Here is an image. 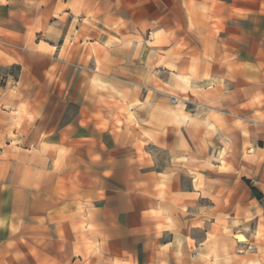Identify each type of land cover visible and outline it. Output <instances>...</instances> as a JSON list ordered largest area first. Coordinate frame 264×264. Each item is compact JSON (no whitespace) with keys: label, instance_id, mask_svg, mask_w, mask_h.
<instances>
[{"label":"crops","instance_id":"obj_1","mask_svg":"<svg viewBox=\"0 0 264 264\" xmlns=\"http://www.w3.org/2000/svg\"><path fill=\"white\" fill-rule=\"evenodd\" d=\"M166 8L170 20L157 14L156 0H0L5 261L18 250L30 264H59L66 234L72 264L83 260L72 181L79 153L98 144L119 150L141 186L139 226L155 250L149 258L264 264V188L256 186L264 184V0H166ZM169 87L186 101L183 113L170 116L178 106L169 102ZM218 153L230 168L214 170ZM236 160L256 164L246 172ZM13 175L38 177L41 187L55 177V194L41 197L27 222L39 225L37 232L56 229V247L15 243L21 237L13 233L18 220L7 187ZM244 179L262 198L253 197L259 211L239 243L222 230L234 217L220 209L250 208ZM137 262L144 264L140 256Z\"/></svg>","mask_w":264,"mask_h":264},{"label":"clouds","instance_id":"obj_2","mask_svg":"<svg viewBox=\"0 0 264 264\" xmlns=\"http://www.w3.org/2000/svg\"><path fill=\"white\" fill-rule=\"evenodd\" d=\"M157 14L162 19L168 16L166 0H156ZM256 0H249L255 3ZM264 19V18H262ZM73 126L69 125V129ZM34 134L42 129L34 128ZM24 135V133H21ZM264 158V157H262ZM81 165L80 171L73 176L74 192L79 193L77 212L81 223L77 225L76 254L83 256L77 264H138L137 257L143 259L144 264H158L156 256L149 258L151 249L149 243H143L144 234L139 226V195L140 185L135 184L127 175V168L122 154L117 149L101 150L98 144H92L86 151H81L77 157ZM55 177L51 176L41 187L39 178L29 181L27 175L18 178L13 175L7 187L11 191V198L15 208L18 223L13 233H20L16 244L31 241L44 247H56L57 240L53 233L56 229H42L33 226L29 221V213L36 209L41 197L50 198L52 184ZM26 189L28 191H26ZM35 189V192L31 190ZM2 197V192H0ZM31 197V201L29 200ZM82 200L83 203H79ZM0 203H3L0 199ZM88 239L84 240V236ZM72 236L66 234L60 238L59 247L62 255L59 264H72ZM31 246V244H29ZM12 248L13 245H9ZM143 247V251L141 250ZM3 250H0V264H30L22 252L16 251L13 260H4ZM116 257H119L117 259Z\"/></svg>","mask_w":264,"mask_h":264},{"label":"rangeland","instance_id":"obj_3","mask_svg":"<svg viewBox=\"0 0 264 264\" xmlns=\"http://www.w3.org/2000/svg\"><path fill=\"white\" fill-rule=\"evenodd\" d=\"M170 53H172V52H170ZM168 94H169V98L171 96H178L177 95L178 93L175 90H173L171 87H169ZM177 98L180 100V102H178V104H177L178 107L170 108V110H169L170 116H174L175 112H178V111L183 113L185 111V109H186V101L185 102L182 101L183 98H179V97H177ZM224 147L228 148L229 150L232 149V146L231 147H227L225 142H224ZM246 150H249V148H247L245 146L244 152ZM221 156H222V153H220V154L218 153V155H215L214 159L213 158L211 159L214 162V165H217L215 162H218V165H219V167H214V170H224V169L230 168V166H228L226 164V162H224V161L219 159ZM254 164H256V163L236 160L234 162V167L235 168L238 167V168H240L242 170H245L246 172H249V171H252L250 169L253 167ZM206 166L207 167H211L209 163L208 164L206 163ZM221 179L222 178H220V180ZM251 185H254L252 181H251ZM256 186L258 188H264V184L263 185L257 184ZM239 194H240L239 195L240 201L244 202L245 204H247L248 203L247 201L249 200V198L245 197L243 192H240ZM253 199H254L253 196L250 195V200H251L250 208H248V206H244L243 208H237L238 207L237 206L234 209L227 210L228 212H226V210H221L220 209V212L221 211H225V213H228L230 215V217H232V218L234 217V219H231L229 221V224H222L221 228H222V230L227 231L230 235L234 234V238L237 241H239L237 236H242V235H239V234L241 233V231L244 228L246 229V231H250L252 229V227H254L253 226L254 225L253 222L252 221L250 222L249 220H251V218L253 216H255V214H258L259 210H258L257 203L255 201H253Z\"/></svg>","mask_w":264,"mask_h":264},{"label":"trees","instance_id":"obj_4","mask_svg":"<svg viewBox=\"0 0 264 264\" xmlns=\"http://www.w3.org/2000/svg\"><path fill=\"white\" fill-rule=\"evenodd\" d=\"M244 182L245 184L250 188L251 190V193H252V196L257 199V200H260L262 198V195L255 189L251 186L250 182L248 180H245L244 179Z\"/></svg>","mask_w":264,"mask_h":264},{"label":"built area","instance_id":"obj_5","mask_svg":"<svg viewBox=\"0 0 264 264\" xmlns=\"http://www.w3.org/2000/svg\"><path fill=\"white\" fill-rule=\"evenodd\" d=\"M182 101L185 102V100H183V99H182ZM169 102H170L171 105H177L178 102H180V100L177 97L171 96L169 98Z\"/></svg>","mask_w":264,"mask_h":264},{"label":"bare ground","instance_id":"obj_6","mask_svg":"<svg viewBox=\"0 0 264 264\" xmlns=\"http://www.w3.org/2000/svg\"><path fill=\"white\" fill-rule=\"evenodd\" d=\"M239 243L244 241V238L242 236H237Z\"/></svg>","mask_w":264,"mask_h":264}]
</instances>
